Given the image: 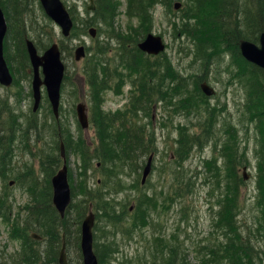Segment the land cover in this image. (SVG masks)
Wrapping results in <instances>:
<instances>
[{"label": "rangeland", "instance_id": "rangeland-1", "mask_svg": "<svg viewBox=\"0 0 264 264\" xmlns=\"http://www.w3.org/2000/svg\"><path fill=\"white\" fill-rule=\"evenodd\" d=\"M21 1L16 0L17 6L7 3L15 31H10V22H8L9 28L5 38L6 51L4 54L5 57L9 58V67L18 85H14L10 89L0 85V130L10 125L14 118H18L19 123L21 122L22 127L26 129L33 123L34 115L38 116L41 128L37 133H29L28 140L20 137L17 139L13 147L14 152L6 161L8 169L6 176H9L7 179L0 177V197H5V202L12 207L11 214L7 216H3L0 207V264H33L34 262V264H60L62 247L59 248L61 245L63 246L61 243L63 242V237H61L63 235H65L66 263L83 264L81 226L88 213L78 224L76 223V213L73 212L67 218L65 226L68 225V227L63 229L58 228L53 219L54 215L51 217L44 216L45 204L48 203L49 199L51 203L53 200L52 179L63 169L66 163L70 174L69 182L72 186L76 183L74 187L79 189L80 183L87 182L96 191H103L105 189L102 186L105 184L103 183L104 179L109 181L111 179L113 183H116L114 181L118 169H115L116 172H112L114 165H102L101 162L104 159L100 157V154V161L94 159L88 168L82 153L76 151L75 148L67 151L64 147V156L62 157L61 149L59 148L60 151L57 149V144L59 143L60 146L62 140L67 136V131H64L62 139H58L55 135L53 120L51 118L50 121L44 120L46 110L48 106L50 107L45 90L43 91L41 108L34 113L32 72L29 69L30 63L28 62L27 65L26 60L20 55L21 50H18L16 29L21 30L20 36L24 38L26 33L22 29L23 26L29 30L30 27L36 31L41 29L43 41L46 44H49L50 39L52 43L58 42L60 31L56 30L55 33L53 30V35L50 24L48 26L49 20L44 16L45 13L39 0H23L22 3ZM65 1L71 7L73 5L76 7L81 20L86 22L92 21V19H95V22L100 20L97 18L100 17L97 14L95 16L93 12H87L91 5L90 0ZM159 1L158 5L154 4L153 7L151 5L152 8L149 7V16H151L150 9L153 13L151 20H149L145 16L136 15L132 0H107L109 8L112 5L116 8L115 15H112L114 18L109 20L114 25L115 30L112 31L114 34L109 36L107 32L101 33L99 27L94 25L93 27L98 29V35L95 39L88 32L85 35L81 33L79 34L80 38L69 40L61 47L63 62L66 66V78L62 87L61 128L66 130L72 127L78 142L80 143V139L85 142L82 145L84 151L88 152L90 148V155L93 156V151L100 141L99 123L94 122L96 109H92L93 98L87 82V76L91 78V75L85 74L92 69L91 65L87 66V60L91 58V49L95 50L100 44H104V51H109L103 56V61L107 63V74L102 70L99 73L100 80H112L111 88L103 92V111L105 113L125 111L130 109L127 106L136 89L135 82L139 86L142 80L138 77L142 76H135L134 71L126 66L116 67L115 61L120 52L124 53L121 51L122 48L125 45L133 44L137 35L142 34L145 36L143 39L149 35H154L162 38L166 45L165 51L159 58L162 57L163 60L164 57L166 58L167 69L171 71L173 76L172 80H167L173 81L174 78L186 77V88H182V94L187 99L192 103L197 102L199 93L195 89V85L197 86L200 77L203 83H208L215 89L216 94L210 98V103L223 109L219 114L220 125L217 128V146H214L215 140H211L202 150H197L192 157L185 161H177L173 153L174 149L178 147L177 139L180 135L178 125L189 126L193 132H200V117L195 114L197 105L191 106L185 103L180 111L175 112V114L169 110V106L165 102L160 103L162 101L161 93L158 90L154 91L152 105H148L145 110L140 109L141 114L137 117L138 126H144L148 132H155L158 139V151L156 154H152L154 155L153 170L144 182V168L152 155L143 158L141 168L139 166L124 167L121 165L122 168H125L118 172L123 182L122 190L113 194L117 199L116 214L117 216H124L120 227L109 223L105 218H99L94 210L96 214L94 243L97 256L100 254V258L98 257L99 264L101 262L102 264H163L165 261L158 259L161 255L160 249L165 250V247L158 245L157 242V239L161 237H168L170 243L180 245L178 247V262L181 263L185 260L187 264H201L204 261L205 255L200 254L201 247L203 245L206 247L214 246L224 237L225 229L221 227L222 225L220 226L221 217L219 214L224 208L223 204L227 202L225 192H227V185L230 183H227L225 175L227 161L221 154V147L227 137L226 130L229 128H231L232 133L237 132L238 138H235V141L240 147V152L245 153L246 157V160L237 169V176L241 177L244 182L239 189L238 225L242 231H245L246 237H250L257 243L256 250L259 252V256L264 258V249L260 247V245L264 247V243L259 230V220H264V207L262 212V209L257 205L260 184L259 163L264 161V142L259 139L260 134L256 122L251 120L246 108L249 103L244 84L239 78L233 79L231 77V74L237 70L238 61L231 56H226L224 62L214 63L210 70L204 69V66L201 67V60L198 59L197 55L194 54V58L192 57L190 41L183 38L185 32H189L193 37L192 29L195 25H197V31L204 29V22L206 21L208 24L206 35L203 38L204 43L197 42V45L200 43L203 48L208 47V41L212 38L210 26L214 16V4L212 2L205 3L202 9L205 14L202 17V22H200L199 17L192 14L193 20H189L188 28L183 31L185 25H183L185 23L183 19H186L184 14L185 11H189L187 4H185L187 0ZM146 2L149 4V0ZM176 4L180 5L178 9H175ZM94 5L100 12L106 7L105 2L101 0H94ZM196 5L199 7L198 4ZM18 6L21 16L17 19L13 11L14 9L18 10ZM15 21L18 22L17 25ZM38 24L45 27H40ZM108 32L110 33V31ZM27 33V38L34 40L36 33L31 30ZM106 40L109 41L110 45L104 43ZM82 45L86 46L87 58L83 61H76V50ZM50 46L40 49V54H43ZM128 49L129 47H127L126 52ZM195 52L200 54L197 52L196 46ZM228 65L230 66L227 69ZM145 90L139 97L138 91H135V100L141 106L145 103L143 98ZM79 104L88 105L90 126L87 129L82 128L78 120L76 109ZM130 106H134L132 101ZM107 117V115L101 116L105 126L107 125L106 120L109 119ZM117 123L120 125L119 120ZM228 142L231 145L232 140L229 139ZM7 151L4 149V153ZM211 160L213 167L220 169V176L216 174L215 170L211 173L207 168L205 161ZM44 161L48 166L47 168L42 166ZM144 161L146 162L145 165L143 164ZM55 164L58 166L55 167ZM245 168L247 169L246 173L244 172ZM244 176H247L246 180H244ZM31 178L43 185L41 187L39 184L40 188L48 187L45 189V196L41 199L37 198V201L35 198L31 199V194L22 184L23 181ZM180 178L185 181L182 182L181 180L180 182L184 183L183 186L186 190L184 197L175 195L179 189L175 182ZM117 188L118 183L111 186L112 190ZM161 191L164 192V196L160 193ZM103 192L105 193V191ZM38 193L41 194L39 191ZM95 193L98 194V192ZM145 193L159 196V205L163 206L154 211L151 210L146 226L137 228L134 232L131 227L134 214ZM37 205L44 207L40 209ZM36 207L39 210L44 209L43 214H35L33 210ZM49 212H52V209H49ZM262 222L264 223V221ZM33 234L41 236L42 239H33ZM109 245L116 252L108 253L107 247ZM178 262L176 260V264Z\"/></svg>", "mask_w": 264, "mask_h": 264}, {"label": "trees", "instance_id": "trees-1", "mask_svg": "<svg viewBox=\"0 0 264 264\" xmlns=\"http://www.w3.org/2000/svg\"><path fill=\"white\" fill-rule=\"evenodd\" d=\"M101 1L105 2L106 7L101 12L96 9L94 13L95 16L96 14L100 16L97 17L100 20H97L96 22L94 21L95 19H92V21L89 20V22L81 20L79 18V13H77L76 11V7L73 6L72 10L70 11L74 18L75 26L72 36L68 40L80 38L79 34L81 33H84L85 35L88 29L93 25L98 26L101 33L107 32L109 36L114 34V32H112L115 30L114 25L109 20H112L114 18L113 16L115 15L116 8L114 5L109 8L107 5V0ZM132 1L134 2L133 10L136 12V15L145 16L149 20H151L153 16V13H151V9V16H149V7H151V5L153 7L154 4L158 5L160 3L159 0H149V4L146 2V0ZM209 2H212L214 4V16L211 20L212 23L210 26L212 29V38L208 41V47L203 48L200 44L204 43L203 38L206 35V26L208 24V22L206 21L204 22V29H201L200 31H197V25L193 27L192 35L194 34L197 37H195L194 35L193 37H191L189 32H185V34H183V38L190 41L192 45V49H190L192 52V57L194 58V54H196L198 59L201 60V67L204 66V69L207 68V70H210L214 63L224 62L226 56H231V58L238 61L236 64L237 70L231 74V77L233 79L239 78L244 84L246 90V98L248 99V103L251 104L246 105V108L251 116V120H254L256 122L257 130L260 134L259 139H262V141L264 142V70L248 63L242 57L239 49V42L241 40L258 43L261 35L264 33V0H187L185 1V4H187L189 11H185L184 15L188 21L185 18L183 19V22H185L183 23V25L185 24L183 27V31L188 28L187 23L190 22L189 20H193L192 14L199 17L200 22H202V17L205 15L202 9L205 3ZM7 3L16 5L17 2L16 0H0V4L4 12L6 13L7 20L8 22H10V31L13 32L15 31V28L11 23V13L7 7ZM196 4H198L199 7ZM188 5L192 7H189ZM13 12H15L17 19L21 16L19 12V6L18 10L14 9ZM44 16L46 17V15ZM17 24L18 22H16V25ZM49 24L51 26V31L53 32L54 30V32L56 33V25L51 20H49L48 26ZM39 26L45 27L42 25ZM22 29L26 33L25 38L28 37L27 32H30V30L36 33V37L34 38V40L39 50L52 44L51 39L49 41V44H46L43 41V32L41 29L36 31L30 27L29 30L26 29L25 26H23ZM16 31L18 35V50H21L20 55L22 56V58H24V60H26L28 65L29 57L25 45V38L20 36V34L22 33L21 30L16 29ZM108 31H110V33ZM208 35L211 37L210 34ZM144 37L145 36H142V34L137 35V38L135 39L133 44L125 45L122 48L121 51L124 53L120 52L115 61L116 67L126 66L134 71L135 76H142L138 77L142 80L139 86H137V82H135L136 89L134 90V94L131 97V101L134 103V106H130V109H126L125 111L120 110L114 113H105L103 111V92L111 88L112 80H100L99 73L102 70L105 74H107V63L103 61V56L109 51H104V44H100L99 47L95 50L91 49V58L87 60V66L91 65L92 69L88 72L85 71V74L91 75V78L90 76H87V82L88 87L91 90V96L93 98V101L91 102V105H93L92 109H96L94 122L96 124L99 123L98 135L100 141L98 146L95 148V151H93V156L90 155V148L88 149V152L84 151L82 145L85 142L82 139H80V143L78 142V140L76 139L77 137L75 138L72 127L63 130V128H61V119L57 120L54 117L49 106L46 110L44 120L47 119L48 121H50V118L53 120L56 137L58 139H62L61 137L63 136L64 131H67V136L64 138V140H62L67 151L73 148H75L76 151H80L88 168H90V164L94 159L99 160L100 154V157L104 159L103 162H101L102 165H114V170L112 172H116L115 169H118L115 174L116 180L114 182L116 183H113L111 179L110 181L108 179H104L103 183L105 184L102 186L103 188H105L103 189L105 193L102 190L96 191L87 182L80 183L79 189H76V187H74L76 186V183H74L73 186L71 184V187H73V202L68 208L65 219L60 218L50 199L48 203L45 204V212L44 209L39 210V208L41 209L44 206L37 205L39 208L36 207L33 210L34 213L37 215H41L44 212V216L46 217H51L54 215L53 219L60 229L68 227V225L65 226L67 224V218L73 212L76 213V223L80 224L84 216L88 213L90 206H92L93 210L96 211L99 218H105L109 223L116 225V227H118L119 225L120 227L123 222L124 216H117L115 205L117 199L113 196V194L122 190L123 182L120 177V173L118 172L123 171L125 168H122L121 165H124V167L139 166L141 168V161L143 160V158L149 157L153 153L156 154V152L158 151V139L155 136V132H148L144 126H138L137 123V117L140 116L141 110H145L148 105H152L154 91L158 90V92L161 93L162 101H160V103L165 102V104L169 106V110H172L173 113H178V111H180V108L183 107L185 103L191 106L197 105L195 114L200 117V132H193L189 126L178 125L180 134L179 139H177L178 147L174 149L173 153L177 158V161H185L188 158L192 157V155L197 150H202L204 146L211 140H215L214 146H217V128L220 125L219 114L223 111V109L213 106L210 103V98L206 97L203 94L199 86L203 82L201 80V77L198 81L197 86L195 85V89H197L199 93L197 102L192 103L189 99H187V97L182 94V88H186V77L182 76L179 78H174L173 81H170L172 80L173 76L171 74V71L167 69L168 65L165 62L166 58L164 57L163 60L162 57L159 58L160 56H147L145 53L140 51L138 45L144 40ZM59 41L61 46L63 47L66 41L62 40L61 38H59ZM197 42L200 43L197 45ZM104 43L110 45L108 40H106ZM195 46L197 52H199L200 54H197L195 52ZM127 47H129V49L126 52ZM110 48L112 51L111 46ZM6 59L7 61H9V58L6 57ZM195 61L197 62V60ZM229 66L230 65L227 66V69L229 68ZM29 69H31L30 66ZM144 82L145 84H143ZM14 85H18L16 80ZM144 90L145 92L143 98L145 103L143 106H141L135 100V91H138L137 94L139 97V95ZM102 115H107V118H109L108 120H106V126L104 120H101ZM117 120L120 121V125L117 123ZM28 122L30 123L29 120ZM32 122L33 123L30 124V126L24 129L22 127V123H19L18 118H14L13 122L10 125L5 126V128H2L0 130V177H6L5 179H7L9 176H6V174H8L6 161L9 159V156L13 154V147L17 139L20 137L22 139L28 140L29 133H37L41 128L40 120H38L37 115H34ZM226 133L227 137L222 143L221 154L227 161L225 175L227 178V183L230 184L227 185V192H225V198L227 202L223 204L224 208L220 211L219 214L221 217V220L219 221L220 226L222 225L221 227L225 229L223 232L224 237H222L221 240L215 243L214 246L206 247V245H203L201 247L202 250L200 251V254L203 256L205 255V257H203L204 261H202L201 264H264V258L260 257L259 252L256 250L257 243L250 237H246L244 235L245 231H242L238 225V216L240 213V209L239 212H237L239 205L238 201L240 199L239 189L241 184H243L244 182L241 177L237 176V169L239 165H241V163L243 164V161L246 160V157L245 153L243 154L240 152V147L235 141V138H238L237 132L232 133L231 128H229L226 130ZM70 134L71 137H69ZM229 139L232 140L231 145L228 142ZM5 141L7 143H4ZM59 148L60 146L58 143L57 149L59 150ZM4 149H7L8 151L4 153ZM56 160L59 161V159L57 158ZM145 163L146 162L144 161L143 164L145 165ZM205 164L211 173L215 170L216 174L220 176V169L213 167L212 160L205 161ZM259 164L260 184L258 197L259 199L257 200V205H259L263 212L264 161L260 162ZM42 166L46 168L48 167L45 161ZM54 166L57 167L58 164H55ZM181 180L182 182H185L183 178H180L177 182H175L179 186V189L175 192V195L184 197L186 195V190L183 186L184 183H180ZM117 183L118 188L112 190L111 186ZM22 184L26 186L28 192L31 194V199L35 198L36 201L37 198L41 199L43 196H45V189L48 188H40L39 184L41 185V183L38 184L37 182L32 180V178L23 181ZM42 186L43 185H41V187ZM38 191L41 194H39ZM94 192H98V194H94ZM160 193L163 196L165 195L163 191H161ZM159 203L160 197L156 194H144L139 204L137 205L134 214V220L131 226L134 229V232L137 228L146 226L147 222L149 221L151 210L154 211L160 208V206H163L159 205ZM0 207L3 216L11 214L12 207L9 206L7 202H5V197H0ZM49 209H52V212H49ZM262 221L264 220H259V230L261 231L262 241L264 243V223ZM169 240L170 239L168 237H161L160 239H157L158 245H163L165 247V250H167V252H165V250H162L161 248V255L158 257V259L165 261L163 264H176V260L178 262V247H180V245H173ZM97 246L99 247V245ZM61 247L62 245L59 249H61ZM260 247L264 249L262 245H260ZM107 249L108 253L116 252L113 251L111 245H109ZM98 257L100 258V254H98ZM37 260L40 261V259ZM177 264L187 263L185 262V260H183L181 263L178 262Z\"/></svg>", "mask_w": 264, "mask_h": 264}, {"label": "water", "instance_id": "water-1", "mask_svg": "<svg viewBox=\"0 0 264 264\" xmlns=\"http://www.w3.org/2000/svg\"><path fill=\"white\" fill-rule=\"evenodd\" d=\"M47 15L62 29L64 37L69 38L73 29V21L68 13L65 5L61 0H40ZM180 5H176L178 9ZM89 10H95L94 1L91 0ZM8 32L7 22L4 13L0 7V84L6 88H10L13 84V76L9 70L4 57V39ZM90 35L95 38L97 30L90 29ZM30 62L34 70L33 79V94H34V112L40 106L42 99V87L45 86L48 93L49 101L52 105L53 112L59 118V108L61 102V88L65 76V65L62 62V53L59 45H52L42 56L39 55L34 43L30 40L26 41ZM139 48L149 55H159L165 50V45L162 38L154 35H149L147 39L139 44ZM239 48L242 56L249 63L260 67L264 70V34L261 35L259 43H253L247 40L239 42ZM86 56L84 46L76 50L75 59L81 61ZM41 69L44 79L41 77ZM202 90L207 96H213L215 90L209 87L206 83L202 85ZM78 119L84 129L89 128V120L87 109L84 104L77 107ZM62 156H64V146L62 145ZM153 157L148 161L144 170L143 181L145 182L152 170ZM246 173V168L244 170ZM247 179V176H245ZM53 186V204L61 217L64 218L66 211L71 204V188L68 179V167L65 163L63 169L52 179ZM94 226L95 215L91 211L82 223L81 230V251L83 256V264H99L98 258L94 251ZM36 237V236H35ZM66 246L63 244L61 251L60 264L66 263Z\"/></svg>", "mask_w": 264, "mask_h": 264}]
</instances>
